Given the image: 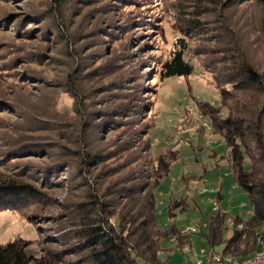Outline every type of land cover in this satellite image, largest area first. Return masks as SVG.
<instances>
[{"label": "rangeland", "instance_id": "1", "mask_svg": "<svg viewBox=\"0 0 264 264\" xmlns=\"http://www.w3.org/2000/svg\"><path fill=\"white\" fill-rule=\"evenodd\" d=\"M182 2L0 1V172L18 180L28 169L44 176L62 166L55 173L57 186L46 189L47 204L0 211V245L38 233L29 254L40 255L41 246H59V236L78 229L64 216L69 207L74 216L81 214L78 205L88 202L89 185L104 193L130 176L146 181L156 170L157 158L170 150L177 152V160L157 188V220L162 227L174 223L192 244L177 252L172 249L175 240L164 242L168 252L162 256L172 258L166 264H196L201 249L210 251L205 235L211 216L220 212L229 217L224 241L234 233L233 219L245 222L251 217L247 193L235 184L225 142L198 105L221 103L217 87L224 57L215 40L217 25L239 24L245 28L241 36L255 39L259 12L250 4L211 8L205 20L213 22V31L192 35L185 56L193 75L163 79L159 63L176 49L178 29L184 28L183 18L174 19L170 9ZM257 44V59L263 61L264 46ZM244 168H251L248 158ZM112 170L122 172L111 177ZM175 200L184 211L177 209L171 220L169 205ZM190 227L198 232L185 235ZM78 258L70 255L67 261ZM199 258L207 264L206 256Z\"/></svg>", "mask_w": 264, "mask_h": 264}, {"label": "trees", "instance_id": "2", "mask_svg": "<svg viewBox=\"0 0 264 264\" xmlns=\"http://www.w3.org/2000/svg\"><path fill=\"white\" fill-rule=\"evenodd\" d=\"M184 2L185 4L172 3L174 6L170 9L174 19L183 18L184 24L180 25L184 28L178 29L180 38L175 44L176 49L159 63L163 79L193 75L194 67L185 56L192 35L208 36L213 31L209 26L213 22L205 20L211 8L231 10L250 4L259 12L257 24L260 22L261 27L258 28L255 39L250 35L241 36L240 33L245 28L239 24L232 27L228 21H222L217 25L220 27L215 30L220 32L215 40L224 57L223 67L219 69L220 81H224H218L217 87L221 103L218 107L207 102L198 105L201 114L210 120L214 133L223 138L229 151L235 184L247 193L251 209V217L247 221L233 219L236 226L242 223L244 227L238 229L235 226L233 235L226 241L223 240L224 229H227L224 223L229 217L220 212L211 216L206 241L210 249L214 250L224 243L223 251L226 254L246 258L259 249L257 236L264 226V60L257 59V43L264 46V0ZM186 2L191 8H188ZM223 110L226 115L222 114ZM83 153L89 159L92 158L89 153ZM246 158L251 163L248 171L244 168ZM176 160L177 152L173 150L158 157L156 170L146 181L141 177L130 176L112 187H106L104 193L89 185L88 202L78 205L81 214L74 216V209L69 207L64 216L67 221H74L78 229L59 236L55 241L59 246H41L40 255L36 256L29 254L28 249L39 240V234L36 236L35 233L33 239L18 237L0 245V264H166L172 258L162 256V252H168L163 247L164 242L168 239L175 240L177 246L172 249L177 252L190 242L192 244L191 237L189 240L182 235V231L174 223L162 227L157 220L156 191L162 179L169 175ZM92 163L86 161L88 166H97ZM65 167L70 166L67 164ZM61 169L62 166L57 170H49L44 176L40 170L28 169L30 172H22V178L19 177L18 180L8 178L0 172V211L26 206L42 207L47 204L50 197L46 189L51 184L57 186L55 173L58 174ZM121 172L112 170L111 177H116ZM135 179L137 182H134ZM72 183L75 181L72 180ZM104 198L108 200L104 201ZM89 204L93 208L85 210L83 206ZM177 209L184 211L180 202L172 201L169 205L171 220ZM112 220L115 225L111 223ZM70 255H79V258L67 261Z\"/></svg>", "mask_w": 264, "mask_h": 264}, {"label": "built area", "instance_id": "3", "mask_svg": "<svg viewBox=\"0 0 264 264\" xmlns=\"http://www.w3.org/2000/svg\"><path fill=\"white\" fill-rule=\"evenodd\" d=\"M231 226L235 228V222H232ZM236 227L238 229H242L244 225L241 223ZM184 232L186 234L196 233L198 232V229H196L195 227H190ZM257 244L259 246V249L246 258H238L234 255L226 254L224 251L217 252L213 249H210V251L207 252L206 250L201 249L198 253V259L196 264H202V260L199 258L201 256L207 257V264H264V226L262 232L259 233L257 236Z\"/></svg>", "mask_w": 264, "mask_h": 264}, {"label": "crops", "instance_id": "4", "mask_svg": "<svg viewBox=\"0 0 264 264\" xmlns=\"http://www.w3.org/2000/svg\"><path fill=\"white\" fill-rule=\"evenodd\" d=\"M219 198H221L220 194H219Z\"/></svg>", "mask_w": 264, "mask_h": 264}]
</instances>
